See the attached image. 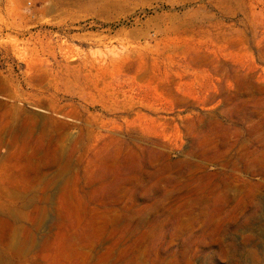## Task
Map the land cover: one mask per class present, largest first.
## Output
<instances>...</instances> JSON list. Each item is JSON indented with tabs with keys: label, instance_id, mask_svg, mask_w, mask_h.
I'll return each mask as SVG.
<instances>
[{
	"label": "rangeland",
	"instance_id": "rangeland-1",
	"mask_svg": "<svg viewBox=\"0 0 264 264\" xmlns=\"http://www.w3.org/2000/svg\"><path fill=\"white\" fill-rule=\"evenodd\" d=\"M0 264H264V0H0Z\"/></svg>",
	"mask_w": 264,
	"mask_h": 264
}]
</instances>
